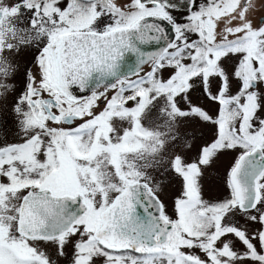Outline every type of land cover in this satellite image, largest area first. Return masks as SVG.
Instances as JSON below:
<instances>
[{"label": "snow or ice", "instance_id": "snow-or-ice-1", "mask_svg": "<svg viewBox=\"0 0 264 264\" xmlns=\"http://www.w3.org/2000/svg\"><path fill=\"white\" fill-rule=\"evenodd\" d=\"M0 264H264V0H0Z\"/></svg>", "mask_w": 264, "mask_h": 264}, {"label": "rangeland", "instance_id": "rangeland-1", "mask_svg": "<svg viewBox=\"0 0 264 264\" xmlns=\"http://www.w3.org/2000/svg\"><path fill=\"white\" fill-rule=\"evenodd\" d=\"M30 57L22 56L20 59L23 61L29 59ZM22 79V77H21ZM9 122V125L12 123V117L9 116L6 118ZM233 162L232 155H226L220 159L216 167L210 170L209 178L205 181V195L206 198H214L216 196L223 194V183L226 177L228 167ZM157 179H160L159 175L154 173ZM165 183V194L162 196V199L171 207L172 198L176 194L178 188V183L174 180L164 181Z\"/></svg>", "mask_w": 264, "mask_h": 264}, {"label": "water", "instance_id": "water-1", "mask_svg": "<svg viewBox=\"0 0 264 264\" xmlns=\"http://www.w3.org/2000/svg\"><path fill=\"white\" fill-rule=\"evenodd\" d=\"M159 23L161 24L162 27H164L165 31L168 33V37L172 38L174 36V30L172 28V26L170 24H168L166 21H159ZM164 43L163 41L160 43H153V44H149V45H145V50L146 51H156L158 50L160 47H163ZM129 63L134 64L135 63V58L132 56H129Z\"/></svg>", "mask_w": 264, "mask_h": 264}, {"label": "flooded vegetation", "instance_id": "flooded-vegetation-1", "mask_svg": "<svg viewBox=\"0 0 264 264\" xmlns=\"http://www.w3.org/2000/svg\"><path fill=\"white\" fill-rule=\"evenodd\" d=\"M84 95H88V94H90V92H86V93H83Z\"/></svg>", "mask_w": 264, "mask_h": 264}]
</instances>
